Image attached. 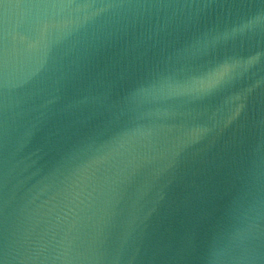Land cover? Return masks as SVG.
Returning a JSON list of instances; mask_svg holds the SVG:
<instances>
[{
  "label": "water",
  "instance_id": "1",
  "mask_svg": "<svg viewBox=\"0 0 264 264\" xmlns=\"http://www.w3.org/2000/svg\"><path fill=\"white\" fill-rule=\"evenodd\" d=\"M0 264H264V0H0Z\"/></svg>",
  "mask_w": 264,
  "mask_h": 264
}]
</instances>
